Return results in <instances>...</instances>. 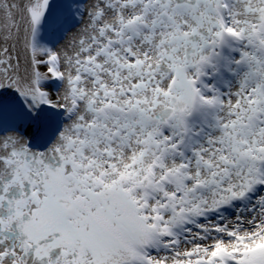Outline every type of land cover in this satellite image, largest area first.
<instances>
[{"label": "snow or ice", "instance_id": "6c2138e0", "mask_svg": "<svg viewBox=\"0 0 264 264\" xmlns=\"http://www.w3.org/2000/svg\"><path fill=\"white\" fill-rule=\"evenodd\" d=\"M0 264H264V0H0Z\"/></svg>", "mask_w": 264, "mask_h": 264}, {"label": "rangeland", "instance_id": "374dc122", "mask_svg": "<svg viewBox=\"0 0 264 264\" xmlns=\"http://www.w3.org/2000/svg\"><path fill=\"white\" fill-rule=\"evenodd\" d=\"M226 74V77H224V80L223 82L221 83V87H224L225 83L227 84H234L235 83V80H234V77H232L231 75Z\"/></svg>", "mask_w": 264, "mask_h": 264}]
</instances>
